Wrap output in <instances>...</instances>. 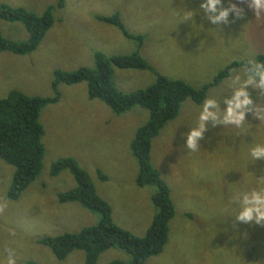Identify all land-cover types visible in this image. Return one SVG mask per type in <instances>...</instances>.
Here are the masks:
<instances>
[{"label":"rangeland","instance_id":"1","mask_svg":"<svg viewBox=\"0 0 264 264\" xmlns=\"http://www.w3.org/2000/svg\"><path fill=\"white\" fill-rule=\"evenodd\" d=\"M61 3V7L58 4ZM203 0H0L14 8L41 15L55 7L54 24L37 50L23 57L0 53V100L17 90L26 96L53 97L55 71L74 72L94 67V53L106 56L130 55L136 50L118 29L96 17L118 13L125 30L143 35L140 50L158 73L182 80L194 88L210 83L219 71L233 61H248L264 55V13L248 14L247 26L236 21L217 30L204 17ZM235 3V0H232ZM199 10L192 21H181L172 13L182 7ZM227 7V2L223 3ZM246 7V6H245ZM232 21V15H229ZM202 25V28L200 27ZM5 38L25 41L22 25L0 21ZM242 68L210 89L206 96L220 101L230 99L227 88L232 77L244 76ZM113 81L124 93L145 90L155 75L144 71L114 69ZM252 100L245 110L242 129L208 120L194 149L187 146V135L196 127L202 105L191 100L182 103L178 116L152 141L151 164L167 184L175 209L163 252L144 264H264V225L235 223L229 227L241 236L239 252L219 231V206L239 190L246 173L264 177V160L248 157L251 146L264 144V94L248 87ZM58 103L44 107L39 122L44 134V157L38 177L16 201L7 199L14 168L0 160V259L9 251L16 264H83L82 252H72L58 261L38 240L64 233H77L95 226L99 216L77 203L60 204L57 195L75 188L72 176L64 171L52 177L50 169L59 159L72 158L86 172L99 197L112 210V220L135 237H144L155 209L151 197L154 187L135 184L138 165L130 144L138 128L148 121V112L133 108L115 115L100 100L88 99L86 83L58 87ZM204 99V100H205ZM203 104V103H202ZM257 106L262 114L253 111ZM226 106L219 105L223 112ZM98 172L107 178L100 180ZM215 226V227H213ZM115 260L129 262L125 252L112 249L97 264Z\"/></svg>","mask_w":264,"mask_h":264},{"label":"trees","instance_id":"2","mask_svg":"<svg viewBox=\"0 0 264 264\" xmlns=\"http://www.w3.org/2000/svg\"><path fill=\"white\" fill-rule=\"evenodd\" d=\"M61 3L60 1L58 7H61ZM54 10L55 7L49 6L41 15H37L23 8L0 5V21L20 24L28 34L25 41H14L5 38L0 30V53L7 52L23 57L35 52L54 24ZM96 19L118 29L125 39L135 43L136 50L130 55L109 57L95 52L93 68H80L74 72L55 71L52 83L53 97H29L12 90L0 100V160L14 168L6 197L10 201H16L41 172L44 131L39 122L40 112L44 107L58 103V87L61 84L72 86L86 83L88 99L100 100L115 115L124 114L136 107L146 110L148 121L136 130L130 144V152L138 165L136 186L155 188L151 197L155 213L145 236L138 238L118 227L112 220L111 207L98 196L86 172L74 159L63 158L52 164L50 175L55 177L67 171L76 186L68 192L58 194V202L77 203L82 208L96 213L99 222L77 233H64L37 241L49 249L58 261H63L72 252L78 251L83 253V264H97L103 253L118 249L129 255V262L115 260L109 264H144L149 258L159 256L163 252L168 241L169 224L175 215L169 188L151 164L153 139L169 122L176 119L184 101L191 100L196 105H202L207 92L228 78L235 69L242 68L246 72L247 61L231 62L219 71L210 83L201 88H194L182 80L170 79L158 73L142 58L139 52L145 37L128 33L118 13L110 17L98 16ZM256 59L264 63V55L260 54ZM114 69L150 72L155 75V82L145 90L124 93L113 81ZM98 177L102 181L107 180L99 172Z\"/></svg>","mask_w":264,"mask_h":264},{"label":"clouds","instance_id":"3","mask_svg":"<svg viewBox=\"0 0 264 264\" xmlns=\"http://www.w3.org/2000/svg\"><path fill=\"white\" fill-rule=\"evenodd\" d=\"M225 2H227V7H223ZM200 9L203 10L204 17L211 24L216 25L217 30L222 31L223 27L236 21H243L246 27L249 12L255 15L264 13V0H235V3L232 0H203ZM199 14V10H189L185 6L174 11L171 15L173 19L178 16L181 21H192ZM230 14L232 21L228 19ZM200 27L202 28V25ZM245 67L247 70L243 78L237 74L227 85V88L232 92L230 99L220 101L216 96L210 95L203 101L197 125L186 137L187 146L190 149L195 148L196 142L204 130V123L208 120L217 121L219 119L220 123L226 126H235L236 129L244 127L245 110L253 103L246 89L252 87L254 91L259 89L261 94H264V63L257 61L253 54ZM220 103L226 106L223 112L219 111ZM253 111L262 114L259 106ZM248 157L252 161L264 160V144L251 146ZM217 215L221 217L219 231L225 235L227 242L232 244V251L239 252L240 242L245 239V236H241L233 228H230L228 221L230 218H234L233 225L237 222L264 225V177L257 178L253 174L246 173L240 182L238 193L219 206ZM0 264H16L11 251L6 258L0 259ZM235 264H244V261L237 256Z\"/></svg>","mask_w":264,"mask_h":264}]
</instances>
